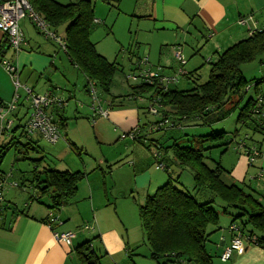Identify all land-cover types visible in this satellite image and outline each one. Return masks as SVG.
Here are the masks:
<instances>
[{"label": "crops", "instance_id": "crops-1", "mask_svg": "<svg viewBox=\"0 0 264 264\" xmlns=\"http://www.w3.org/2000/svg\"><path fill=\"white\" fill-rule=\"evenodd\" d=\"M141 6V13L135 12L136 15L153 20L152 30L171 35L170 38H165V35L162 37L163 43L170 44L166 53L171 58V62L168 61L164 65L160 63L162 66L158 64L161 70L157 71L162 75H171L176 73L179 67H181L183 73L179 77L183 76L187 81L192 80L194 82V79H198L197 74L203 68V63H201L202 59L206 57L205 67L209 68V62H212L218 53L249 35L247 27L237 23L240 17H245L248 25L253 30L264 28V0H145L144 5ZM98 22H95V24ZM19 24L24 34V28L27 26V23L24 20H20ZM57 29L55 31L58 34ZM63 34L64 31L59 35L62 36ZM3 39L4 36L0 31V45ZM25 40L26 45L16 55L10 54L13 59L16 57L15 61L20 69V73L26 71L27 76L29 74H37L40 77L44 76L46 78V85L39 91H34V86L30 87L34 93L41 94L49 91L53 95L63 99L64 95L59 94L57 89L59 87L58 83L62 82L61 79H58V73L62 74L63 72L60 69L62 71L64 69L57 62V58L60 59V56L55 49L57 47L60 49V47L56 44L57 47L54 46L53 49L47 48V50L44 48L43 52L36 50V46L30 42V37L26 36ZM46 40L53 41L47 38ZM186 41L194 42L193 47L187 46ZM35 43L37 42L35 41ZM37 45L39 44L37 43ZM175 47H180L182 54L185 53V57L192 58L188 62H185V64L180 65L173 56ZM4 53L6 51L0 54ZM67 60L70 66L75 68L68 57ZM173 62H175V66ZM256 64L261 65V69L264 71V63L258 61ZM140 69L143 68H138V70ZM54 78L56 80H53ZM85 81V92L89 94L87 91L88 82L86 77ZM177 82L169 85L168 88L183 90L176 86ZM139 84H141L140 80H138L137 84L132 85L130 93L127 94L129 98L134 99V105L129 107L122 105L114 107L113 100L110 102L106 101L105 104H103L102 100H99V105L107 110L106 117L114 127H117L122 133L135 128L137 136L142 140L144 138L142 130L146 127L147 129L151 127L149 125V127H142L140 125L139 111L140 108L145 107L147 109L152 99H149L150 93H139L133 89L134 86ZM7 97H9V94L0 89V102L3 104L8 103L9 99L6 100ZM144 101H146L145 104ZM23 102H20L21 106H23ZM262 104L264 105L263 99ZM65 106L52 104L48 107L47 112L57 122L59 119H63V126L66 127L68 117H66ZM164 107L163 105L160 107L159 117L163 114L161 113V109L166 110ZM90 109L92 110V105ZM27 111L25 112L24 110V114H27ZM93 115L94 119L95 117L101 116L99 114ZM8 117L13 119L14 125V120L21 118L19 106H16V109ZM182 128H184V124H182ZM133 140L137 139L135 138ZM137 141L141 142L140 140ZM254 145L257 147L259 154L253 161H249L247 155L244 152H240V154H235L233 156L234 161L229 163L230 161H225L224 158L225 154L228 153L227 151L220 152L218 158L212 159V161H218L221 167L226 170L223 176L225 182L238 184L264 207V133H261L260 140ZM131 147L134 148L133 145ZM167 158L168 156L166 155L165 162ZM128 163L135 165L133 160L128 161ZM37 164L40 163L38 162ZM111 164L113 163L107 161V171H101L100 173L110 172ZM45 165L43 168L82 171L78 164L77 168L73 170L68 167L59 168L56 165ZM91 169L88 172L95 170L94 167ZM30 171L27 173L22 171L19 175L17 174V181L20 184L18 188L25 190L28 187L31 190V195H37L36 190L30 182V178L32 177V172ZM143 171L144 173L141 170L138 171V168L136 170V167L133 170L130 191L140 190L146 197L152 194L167 179L162 173L159 175L156 174V177H153L148 170ZM156 172L159 173V171ZM143 179L144 182L141 184L143 189H137L139 181ZM102 180V175L95 180H89L88 177L86 181L81 180L74 198L58 210L51 209L47 206L50 204L48 197L46 202H42L41 199L40 201H28V198L21 205H18L10 197L7 196L6 198V194H4L7 207L3 211V218L0 221V264H78L75 247L90 239L92 240V249L100 256V264H102L101 260L103 261L105 259L109 260L108 264H128L126 259L120 260L118 254L124 250V257L131 256L132 247L130 246L135 244V240L129 235L126 222L120 218V214L116 213L117 198L125 196L126 188H120L117 195L110 199L108 197L110 190L106 187L107 183ZM184 183L186 185V182ZM113 184L116 183H112L111 185ZM133 186L134 189H132ZM192 186L185 187H190L187 189L191 190ZM8 187L16 188L17 186L10 185ZM208 198H210V195L205 193L203 199ZM228 211L234 212L233 210ZM223 214L227 215L228 218L219 217L218 224L210 228L212 233L206 242L207 244L213 243V246L216 244L218 250L219 248L224 249L225 246L229 245L233 236L229 229L232 221L231 215L224 212ZM50 216L55 219L53 222L49 221ZM236 223L240 225L239 220H236ZM85 225L90 228H84ZM122 225L124 229L121 228ZM248 229H250V226L246 225L244 230ZM54 231H73L75 237L70 244H65L55 240L53 237ZM123 231L126 232V237ZM254 233L258 235V232ZM243 246L244 248L241 253L234 251L226 262L218 259L217 264H264V248L249 243L246 240H243ZM132 263L136 264L135 260H132Z\"/></svg>", "mask_w": 264, "mask_h": 264}, {"label": "trees", "instance_id": "trees-1", "mask_svg": "<svg viewBox=\"0 0 264 264\" xmlns=\"http://www.w3.org/2000/svg\"><path fill=\"white\" fill-rule=\"evenodd\" d=\"M28 1L54 30L63 26L65 47L62 51L75 68L84 74L88 83L92 82L101 91L108 93L117 66L114 61H108L98 53L95 43L89 38L95 25V0H75L64 4L56 0ZM114 6L117 7V4ZM256 60L264 63V28L254 31L252 35L218 53L216 58L209 62V73L202 83L194 79L193 87L178 90L163 89L156 81L141 82L133 89L139 93H150V100L159 96L161 104L167 108L161 109L162 116L176 120L181 126V121L192 118L205 124L224 119L231 112L230 107L226 108V105L233 97L237 96L241 100L249 90H253L255 97L246 98L245 102L238 106L237 122L251 127L254 132L264 133V74L248 79L241 70L243 64ZM6 104L0 102V106ZM62 121L63 119H59L57 122L61 127L64 125ZM158 121L159 119L155 123ZM181 126L175 128L182 129ZM22 129V135L32 143V136L26 134L23 126ZM12 130L14 128L8 131ZM237 132L236 128L235 133ZM226 134L224 131L212 132L199 135L194 143L195 137L192 136V142L188 144H180L174 139L167 146L158 145L159 151L157 150L154 157L156 163L163 165L162 170L168 174V178L138 206L140 225L150 248L149 256L158 264H213L212 256L206 249V242L212 233L210 228L215 227L219 221V213L211 204L216 198L224 204L222 212L231 215V223L239 220L238 225L245 236L255 234L257 240L254 244L264 248V207L238 184L225 182L223 176L226 170L218 161H212V165L206 161L208 156H205V151L229 144L230 141L224 140ZM247 137L246 135L245 138ZM136 139L148 147L139 136ZM17 143L10 139L0 146V162L5 150L11 145L17 147ZM28 145L29 143L23 144L25 148ZM253 147L257 149L254 144L248 145L243 141L236 145V149L247 151V154ZM168 151L172 153L169 163L164 160ZM19 159L26 158L22 155ZM42 160V157L31 160L34 168L30 171V182L37 195L30 194L28 200L40 201L41 197L46 195L50 201L47 206L58 210L74 198L79 182L87 173L52 168L37 171L36 163H41ZM170 163L177 168L175 177L168 173ZM183 168L189 169L192 175L191 190L179 180V173ZM0 174L6 175L4 171H0ZM16 186L20 187L19 182H16ZM205 193L210 194L212 198L203 199ZM246 225H249L250 229L244 230ZM254 232H258V235ZM91 241L87 240L75 247L78 264H100V256L92 249Z\"/></svg>", "mask_w": 264, "mask_h": 264}, {"label": "rangeland", "instance_id": "rangeland-1", "mask_svg": "<svg viewBox=\"0 0 264 264\" xmlns=\"http://www.w3.org/2000/svg\"><path fill=\"white\" fill-rule=\"evenodd\" d=\"M58 1L64 4L75 0ZM109 1L110 2L103 0L94 1V16L99 22L95 24L94 28L91 30L89 38L95 42L96 51L105 56L108 61H114L117 68L112 76L109 93H104L96 86L94 91L97 99L100 101L102 100L103 104H105L106 101L110 102L113 100L114 107H119L121 105L129 107L134 105V99L129 98L127 94L130 93L132 85L138 83V80H128L126 79V76L128 74L135 75L138 68L157 71V68L161 64L164 65L167 64L168 61L171 62V58L167 56L166 53L170 44L163 43L164 41H162L164 35L165 38H170L171 35L152 30L151 27L152 23H154L153 20L136 15V13H141V5H144L145 0ZM114 4H117V7H115ZM22 20L27 23V26L24 28L25 37H30L32 40H30V42L36 46V50L43 51L44 48L47 50V48L53 49L54 46L57 47L55 42L46 40L43 34H41L27 18ZM63 30V26L58 27V34H62ZM35 41L39 45H37ZM180 43L182 44V42ZM186 44L187 46L193 47L194 42L186 41ZM55 50L60 56V59L57 58V62L60 64L59 66L64 68L63 71L60 69L64 76L58 73V79H61L62 82L58 83L59 87L57 89L59 94L64 95L63 100H66L65 113L66 117H68L67 126H59L60 137L55 144L47 143L38 134L32 136V143L28 142V138L23 136L21 131L23 130L22 126L27 119V114H24V110L26 112L29 106L28 101L25 100V92L20 89L18 91L20 97L17 101V106H19L21 118L19 120H14V130L6 131L0 135V146L9 142L10 139H12L13 142L17 141L18 143L17 147L11 145L5 150V155L0 162V171L2 170L6 174L10 173L7 182H18L17 174L19 175L22 171L27 173L32 170L34 165L31 160L42 157V162L37 165V171H40L46 166L45 164H48L49 166L56 165L59 168L68 167L71 170L77 168L78 164L81 167V170L87 173V176L82 179V181H86L87 177L89 180H95L102 175V181L107 183L106 187L110 190L108 196L110 199L117 195L120 188H126L125 196L117 198L116 213L120 214V218L126 222L129 235L135 240V244L130 246L132 247L131 256L127 258L124 257V250L122 253L118 254L120 260L126 259L128 264H134L132 263V260H135L136 264H158L149 256L150 248L139 223L138 206L144 202L145 195H143V192L140 190H138L139 193L137 190H134L133 192L130 191L133 170L135 167L136 170L138 168V171L141 170L142 173H144L143 170H148L153 177H156V174L159 175L162 173L167 179L168 174L164 170L155 168L156 160L154 153H156L157 150L159 151V149H156L158 147L157 144L166 146L171 144L174 139L180 144H188L192 142V136L195 137L193 141L194 143L197 142L199 135L221 131L227 133L224 140L230 142L227 146L223 144L205 151V156H208L206 161L209 165H212V159L214 160L215 158H218L219 153L227 147L226 151L228 153L224 156L225 161H230L229 163L233 162V156L237 153L240 154V152H243V150L236 149L238 142L243 141L248 145L256 144L261 137V133L254 132L251 127L242 125L240 121L237 122L238 106L242 105L246 98L250 96L255 97V94L253 93V90H249L241 100L237 96H234L226 105V108L230 107V114L224 119L211 124H205L199 119L192 118L181 121L182 124H184V128L182 129L165 128L161 130H150L146 127L142 130V134H144V140L142 139V141L148 145L147 149L143 143L133 140L128 136H126V138H117L122 132L109 122L106 117L107 115H102L97 118L95 117L94 119V112H92L93 109H90V106L92 105V95H90L91 91L88 90V85L87 91L90 93L87 94L85 92L84 85L86 81L84 75L73 66H70L62 49L60 50L57 47ZM10 54L11 50L9 49L6 51L5 56L8 57ZM183 57L186 62L192 58H188V56L185 57V53H183ZM142 58H146L148 63H139ZM15 59L16 57L13 59L14 62H16ZM205 59L206 57L201 60L203 68H201V71L197 74L198 79L196 82L198 83L205 81L209 73V68L205 67ZM257 62L258 61L256 60L242 65L241 70L246 78H258L264 74L262 73L264 71L261 69V65L256 64ZM174 64L175 62H173V65ZM53 80L56 79L54 78ZM19 82L25 84L28 88L34 86V91H39L44 85H46L47 80L44 76L40 77L37 74H29L27 76V72L24 71L19 75ZM178 82L176 86L180 89H187L194 86L192 80L187 81L183 76L178 78ZM0 89L9 94V97L6 99H9V103L14 94V86L1 63ZM262 99L264 100V97ZM20 102H23V106L20 105ZM137 102L139 103V101ZM145 103L146 101H144V104ZM164 108L167 110L166 107ZM139 117L140 125L142 127L148 125L154 127L155 121L160 118L159 115L148 112L145 107L140 108ZM249 122H251V120H249ZM17 125H20V127L16 128ZM236 128L238 129L237 133H235ZM246 135L248 136L247 138H245ZM26 143H29L27 148L23 146V144ZM132 145L134 148L131 147ZM204 146L208 145L204 144ZM161 152L162 150H160V153ZM22 155H24L26 159H19ZM167 156V162L169 163L172 155L168 152ZM130 160H133L135 165L128 163ZM107 161L113 163L110 165V172L100 173L101 171H107ZM93 167L95 170L88 172L92 170L91 168ZM156 171H159V173ZM168 173L172 177H175L177 168L174 164L170 163ZM179 180L183 185L185 184L184 182H186V185L184 186H192V175L189 169L183 168L181 170L179 173ZM143 182L144 179L139 181L137 189H143L141 187ZM112 183L116 184L111 185ZM8 186H10V183L4 185L3 194H6V198L7 196L10 197L16 204L21 205L29 198L28 195H30L31 190H29L28 187L27 189L22 190L18 187L14 188ZM132 189H134V186ZM210 198H212L211 195ZM47 200L46 195L41 197L42 202H46ZM211 204L219 213L220 218H228V216L222 212V208L224 207L222 201H219L216 198L215 202ZM121 228L124 229V226L122 225ZM123 232L126 237V232ZM227 246H225L224 249ZM206 249L212 256V260L215 264L218 263V259L223 262L228 260L221 258L224 249L219 248L218 250L216 244L213 246V243H206ZM102 252L104 251L102 250ZM101 263L108 264L109 260H101Z\"/></svg>", "mask_w": 264, "mask_h": 264}, {"label": "built area", "instance_id": "built-area-1", "mask_svg": "<svg viewBox=\"0 0 264 264\" xmlns=\"http://www.w3.org/2000/svg\"><path fill=\"white\" fill-rule=\"evenodd\" d=\"M24 18H27L29 22L41 34H43L44 38L53 40L56 44H58L60 49H64L65 43L63 41V37L57 34L56 31L44 19V17L33 9L28 0H0V31L4 36L3 42L0 45V53L10 49L11 55H16L22 49V47L26 45V40L19 24L20 20ZM94 22L98 21L94 19ZM237 23L245 25L248 29L249 35H252L256 30H260H253L248 25V21L245 17H240ZM11 55L6 57L5 53L0 54V63L9 75L14 86V94L12 100L5 106H0V134L12 128L13 119L9 118L8 115L16 109L17 101L20 97L18 91L22 89L26 94L25 99L28 101L29 106L27 111V119L23 124L26 134L30 136L38 134L47 143L55 144L60 137L59 124L51 115L48 114L47 109L52 104L63 106L65 105V101L53 95L49 91H45L41 94H36L31 88H28L25 84L20 83V69L13 61ZM173 56L180 65L185 64L186 60L183 57L180 47L174 48ZM139 63L146 64V58L140 59ZM157 70L159 71L161 70V68L158 67ZM158 71H153L150 69H140L135 75L128 74L126 76V79L140 80V82L147 83H153L156 81L160 87L166 89L169 85L175 84L177 82L178 76L183 73L181 67H179L176 73L171 75H162ZM88 87V90L92 93L91 94L89 92L90 95H92V109L94 114L106 116L107 110L103 109L99 105V100L97 99V96L95 94V85L90 82L88 83ZM160 107H162L160 97L154 96L147 109L151 114L158 115ZM180 126L181 125L177 123L176 120H172L168 116H160L159 121L156 122L155 126L151 127L150 129L157 130L159 128L165 129ZM126 136L132 139L137 138L136 129L134 128L120 135L121 138H125ZM239 148L242 149L241 146H239ZM247 153V151L244 152V154H246L249 158V161H253V159L259 154L258 150L255 147L251 148L249 154ZM155 168L162 169L163 165L161 163H156ZM9 177L10 173L3 176L2 174H0V221L3 218V211L6 209L3 196L4 185H8V183H10L11 186H16V182L14 181L7 182V179ZM54 220L55 219L52 216L49 217L50 222H53ZM84 228L90 227L85 225ZM229 229L232 232L233 236L230 244L224 249L223 253L221 254V258L225 260L229 259L234 251H237L238 253H241L243 251V240H246L252 244H254L257 240L255 234H249V236H245V234L241 231V227L235 222L229 225ZM53 237L58 242L70 244L72 239L75 237V233L73 231H54Z\"/></svg>", "mask_w": 264, "mask_h": 264}]
</instances>
